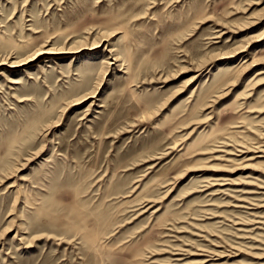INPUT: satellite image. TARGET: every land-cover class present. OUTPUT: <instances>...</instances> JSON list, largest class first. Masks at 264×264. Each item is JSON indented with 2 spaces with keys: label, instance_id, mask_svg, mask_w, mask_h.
<instances>
[{
  "label": "rangeland",
  "instance_id": "374dc122",
  "mask_svg": "<svg viewBox=\"0 0 264 264\" xmlns=\"http://www.w3.org/2000/svg\"><path fill=\"white\" fill-rule=\"evenodd\" d=\"M0 264H264V0H0Z\"/></svg>",
  "mask_w": 264,
  "mask_h": 264
},
{
  "label": "bare ground",
  "instance_id": "6f19581e",
  "mask_svg": "<svg viewBox=\"0 0 264 264\" xmlns=\"http://www.w3.org/2000/svg\"><path fill=\"white\" fill-rule=\"evenodd\" d=\"M95 46V45H94ZM52 51H47V52H45V53H51ZM63 51H59V53H62ZM69 51H67V53H68ZM72 52V51H71ZM44 53V51H37L36 53H35V55H34V58H36V56H38V55H40V54H43ZM59 53H57V54H59ZM52 54V53H51Z\"/></svg>",
  "mask_w": 264,
  "mask_h": 264
}]
</instances>
